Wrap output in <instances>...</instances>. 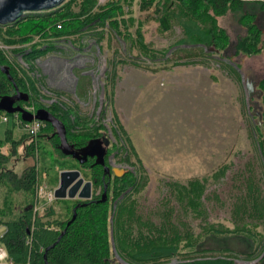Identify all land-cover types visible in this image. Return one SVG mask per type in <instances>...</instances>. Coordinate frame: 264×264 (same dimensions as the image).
Listing matches in <instances>:
<instances>
[{
  "label": "rangeland",
  "instance_id": "obj_1",
  "mask_svg": "<svg viewBox=\"0 0 264 264\" xmlns=\"http://www.w3.org/2000/svg\"><path fill=\"white\" fill-rule=\"evenodd\" d=\"M96 1L103 6L109 0ZM139 1L121 4L123 17L133 21L120 25L119 35L107 25L94 24L60 40L35 38L33 42L49 49L29 60L22 55L31 43L8 46L0 41V50L24 80L33 84L36 92L29 89L28 93L35 103L70 112L73 135L92 133L96 126L109 135V165L125 168L136 177V190L126 194L142 221L160 226L168 220L181 236L187 231L193 239L202 238L200 248L228 249L234 258L238 255L235 264H252L246 254L253 250L258 258L264 250V238L258 244L264 237V203L260 201L264 199V158L257 147L263 138L254 128L260 119L251 115L241 67L248 75L264 78V42L260 53L239 58L240 64L235 66L228 56L221 58L200 46L179 44L184 37L177 20L171 18L168 27L162 28L156 17L163 10L156 15L153 8L141 11ZM235 18L230 11L217 18L232 43L244 35ZM136 28L150 52L144 53L135 41ZM181 62L193 63L175 65ZM22 107L34 109L35 104ZM2 114L7 116L6 122L0 120L2 144L7 130L11 140L27 136L18 114ZM35 143L32 156H19L24 152L22 144L14 156L9 155L10 144L0 147V154L7 157L5 167L20 175L34 165L37 185L46 191L58 185L61 170L82 168L73 158L56 154L45 138L37 137ZM81 175L85 177V172ZM194 179L203 186L197 210L185 204L186 199L179 201L176 193ZM249 183L258 191L254 211ZM6 199L14 212L23 203L21 193H10L2 184L0 208ZM72 203L73 199H54L50 204L53 219H64V208ZM209 228H243L256 236L251 238L253 243L237 233L204 238ZM3 232L0 227V235ZM228 250L206 255L228 256Z\"/></svg>",
  "mask_w": 264,
  "mask_h": 264
},
{
  "label": "trees",
  "instance_id": "obj_2",
  "mask_svg": "<svg viewBox=\"0 0 264 264\" xmlns=\"http://www.w3.org/2000/svg\"><path fill=\"white\" fill-rule=\"evenodd\" d=\"M129 4L130 0H109L103 6H97L96 0H64L59 6L43 10L41 12H27L13 23L0 26V41L5 45L30 44V49L22 56L24 60H29L40 53L48 50L43 44L33 42L35 38L42 41L60 40L66 36L76 34L84 28L96 25H107L118 34L119 26H125L128 20L132 23V18H124L122 3ZM174 3H177L176 5ZM175 5V7H174ZM76 7V11L73 8ZM174 7V8H173ZM153 8V15L163 10V15L156 17L159 25L168 27L170 19H176L183 29V39L179 44L184 46H200L205 50L215 53L222 52L229 43V36L225 30L217 23V18L225 15L228 11L236 15V22L244 29V35L237 38L235 54L252 56L261 52L263 46V33L254 23L257 10H264V0H140L139 9L147 11ZM155 17V16H154ZM4 27V30L2 28ZM138 29V28H136ZM136 39L144 53L150 52L143 42L140 30H135ZM33 42V43H32ZM15 52H19L15 49ZM14 51V50H13ZM193 62L175 63V65H188ZM8 67L9 75L0 71V97L12 95L14 85L28 95L25 102H18L22 105L35 104L34 110L41 108L35 103L36 99L28 93L29 89L36 92L30 80H24L19 70L10 63L5 54L0 50V67ZM238 66V65H237ZM262 95L260 98V125L257 123L254 128L258 130L259 136L263 138L257 143L258 153L264 155V81L261 83ZM47 110L58 118L65 127V137L74 148H81L94 138L104 136L100 126H96L94 132L83 135L72 134L73 121L68 117L70 112H60L59 107L51 105ZM23 123V121H20ZM44 123V122H43ZM38 134L34 137L26 136L20 140H11V133L6 131L4 144L11 145L9 155H18V145L22 144L26 156L34 155L36 138L43 137L51 145L56 154L63 155L59 149V139L54 133L50 124L44 123ZM28 138V142L26 139ZM0 141V147H2ZM110 145V142H109ZM109 145L106 157L111 153ZM9 156V157H11ZM9 160V159H8ZM7 157L0 154V186L6 185L10 193H21L23 203H19L18 211L14 212L11 201L6 199L4 207L0 208V227L4 232L0 235V243L5 247L8 256L14 261H23L28 256L31 257L32 264H108L112 256L111 241L115 244V250L121 259L133 258L141 261V264H169L171 259L189 260L176 264H233L232 254L222 255L219 259H204L206 249L200 248L202 238L199 240L191 238L185 231L181 236L173 224H168V220L160 226H155L148 220L142 221L140 217H124L135 213L134 202L129 200L125 194L118 197L126 190H136V177L130 172H126L121 177L113 178L111 193L104 201L96 197L95 201L87 205H80L75 210V218L67 222L72 217V209L80 204L73 200L72 205L65 206V218L53 219L54 209L49 207L45 213V218L33 215V204L37 186V170L34 165L23 169L21 174H17L8 167H5ZM91 160L82 165L86 168L85 180L91 181L94 185V192L102 186V175H105L100 165H90ZM88 175H87V174ZM107 177L104 178L106 183ZM188 187H179L176 190L179 201L186 199V203L193 210L199 207L198 199L202 192V184L199 180H192ZM175 188V187H174ZM130 191V192H131ZM251 207L255 210L257 188L249 183L247 186ZM190 194V196H189ZM119 200L115 202L116 200ZM9 201V202H8ZM264 203V199L260 200ZM115 203V205H113ZM15 203L12 202V205ZM11 207V211L10 208ZM131 223H137L132 226ZM166 223L168 225H166ZM138 228L139 236L133 237L125 233L126 229ZM62 233V235H60ZM244 235L253 238L256 234L247 229L234 228L232 230H222L209 228L204 234L212 237H226L233 234ZM206 235V236H205ZM112 236V239L111 237ZM31 238V243L26 241ZM263 238L260 237L259 240ZM46 250V251H45ZM224 251V250H222ZM195 253H200L194 255ZM202 254H205L202 255ZM221 256V255H220ZM248 260L253 259L251 253L245 256ZM236 258V254H235ZM258 264H264V255Z\"/></svg>",
  "mask_w": 264,
  "mask_h": 264
},
{
  "label": "water",
  "instance_id": "obj_3",
  "mask_svg": "<svg viewBox=\"0 0 264 264\" xmlns=\"http://www.w3.org/2000/svg\"><path fill=\"white\" fill-rule=\"evenodd\" d=\"M64 0H0V25L10 24L23 17L27 12H37L42 10H49L59 6ZM235 43L231 41L227 47L222 51L221 58H226L227 50H233ZM0 71L7 75L9 80L8 67L1 66ZM253 86L247 85V99L251 102ZM28 99V95L22 91H19L18 87L14 85V93L12 95H4L0 97V112L7 114H18L21 121L30 122L32 120H39L44 123H48L55 130V134L59 139V149L65 156H69L77 161L79 164H83L88 158H95L94 164L103 167V173H112L115 177H121L127 172L125 168H119L113 165H105L104 156L107 151L110 139L106 134L99 138L89 140L86 145L81 148H74L69 144L65 137V127L63 123L51 114L45 108H38L34 112L27 111L17 102H25ZM17 103V104H16ZM251 115H256L260 119V114H254L251 111ZM54 199H79L88 200L91 197V182L85 180L81 175L79 169H66L61 170L58 175V185L53 189ZM106 199V186L102 193L101 201ZM85 205V204H83ZM115 205V203L113 204ZM77 204L72 209V217L67 222V225L75 218V210L79 207ZM82 206V205H81ZM61 232L60 235H62ZM46 251V250H45Z\"/></svg>",
  "mask_w": 264,
  "mask_h": 264
},
{
  "label": "flooded vegetation",
  "instance_id": "obj_4",
  "mask_svg": "<svg viewBox=\"0 0 264 264\" xmlns=\"http://www.w3.org/2000/svg\"><path fill=\"white\" fill-rule=\"evenodd\" d=\"M263 13H264V10H257V12H256V15H255V20H254V23H255V25L257 26V28L264 34V16H263ZM241 27V26H240ZM243 29V28H242ZM225 32L227 33V31L225 30ZM227 35L229 36V34L227 33ZM242 36V35H241ZM240 37V36H239ZM231 40H230V37H229V42H230ZM235 45H234V47H233V50H232V52H230L231 50L229 49V50H227V52H226V57H227V59L229 60V59H233L234 61H235V66H237V65H239L240 64V62H239V58H244V57H246L245 55H237V54H235V46H236V44H237V39L235 40ZM221 53L222 52H217V51H215V54H217V55H220V57H222L221 56ZM241 69H243L244 70V73L246 74V76H245V78H244V80H243V88H244V91H245V96L247 97V91H246V87H247V85H252L253 86V88H254V90L252 91V96H251V102H249L250 104H251V110L254 112V114H260V110H261V106H260V98H261V95H262V91H261V89H260V86H261V83H262V81L264 80V78H261V77H257L256 75L254 76V75H248V73H246V70H245V68H243V67H241ZM21 102V101H20ZM18 103V102H17ZM16 103V104H17ZM22 106H25V105H22ZM54 132H55V130H54ZM105 156H106V154H105ZM105 156H104V161H105V165H108L109 164V162H108V159H107V157L105 158ZM260 156L262 157V158H264V155H262V153H260ZM89 160H91V164L90 165H93L94 164V161H95V158H88L83 164H79L81 167H82V165H84L85 163H87ZM264 160V159H263ZM81 172H86V170L85 171H83L84 169H86V168H84V167H82V168H78ZM102 170H103V167H102ZM105 177H107V181H106V183L104 182V178ZM113 178H114V175L112 174V173H105V175H102V186L101 187H98L97 189H96V191L94 192V185H93V183L91 182V197L88 199V200H79V199H73V200H77V201H79L80 202V205H83V204H88V203H90V202H93V201H95L94 199H96V197H99V199L100 198H102V193H103V191H104V186H106V197L111 193V186H112V182H113ZM85 179V178H84ZM128 191L129 190H126L123 194H121L119 197H118V199H120V198H122L126 193H128ZM85 206V205H84ZM124 217H127V216H129V217H133V218H137V217H139L137 214H132V215H123ZM141 219V218H140ZM131 225L134 227V226H136L137 225V223H131ZM130 228V229H126L125 230V233L128 235V236H130L131 237V239L133 240V237H135V236H139V232H140V230L136 227V228ZM239 236H242L243 238H245L246 240V242L248 241L249 243H251L252 242V240H251V238H247L246 236H244V235H239ZM111 237V239H112V236H110ZM210 237H212V236H210ZM213 239H215L216 237H212ZM217 238H220V237H217ZM216 238V239H217ZM222 238V237H221ZM264 238V237H263ZM263 238H261L260 240H258V244L260 245L261 244V242H262V239ZM253 243V242H252ZM111 250H112V256L109 258V260H108V264H141V261H139V260H134L133 258H128V259H125V256H124V259H121L119 256H118V254H117V252H116V250H115V244L113 243V240L111 241ZM207 250V252H206V254L208 253V252H221L222 250H228V249H206ZM229 251V250H228ZM231 254H234V253H232L231 251H229ZM248 253H251V256H254L253 255V250H251L250 252H248ZM264 255V250H263V252L262 253H260V255L258 256V258H256L255 256L254 257H252V258H256L255 259V261H254V259H250V260H252L253 261V263L252 264H258V262H259V260L262 258V256ZM219 258H222V256H220V255H215V256H205L204 257V259H210V260H215V259H219ZM236 258H238V255H236ZM236 258H227V259H232L233 260V264H235V262H234V260L236 261L237 259ZM248 260V259H247ZM189 260H177L176 258H173V259H171V261L169 262V264H176V263H184V262H188ZM244 262H247V261H244ZM251 264V263H250Z\"/></svg>",
  "mask_w": 264,
  "mask_h": 264
},
{
  "label": "built area",
  "instance_id": "obj_5",
  "mask_svg": "<svg viewBox=\"0 0 264 264\" xmlns=\"http://www.w3.org/2000/svg\"><path fill=\"white\" fill-rule=\"evenodd\" d=\"M24 108L29 112H34V109L32 107L30 108L24 107ZM15 117L17 118V116ZM0 120L2 122H6L7 116L5 114L0 115ZM42 126H43V122L35 119L30 122L22 123V128L24 129L26 134L31 137L36 136L40 131V129L42 128ZM53 200H54L53 190L46 191L42 186L37 185L35 191L33 209H32L33 215L37 217L43 216ZM26 243L30 244L31 238H28ZM0 264H32V260L31 257L28 256L23 261H14L8 256L5 247L0 243Z\"/></svg>",
  "mask_w": 264,
  "mask_h": 264
},
{
  "label": "crops",
  "instance_id": "obj_6",
  "mask_svg": "<svg viewBox=\"0 0 264 264\" xmlns=\"http://www.w3.org/2000/svg\"><path fill=\"white\" fill-rule=\"evenodd\" d=\"M7 144H9V143H7ZM6 144H4L2 147H4ZM1 149V148H0ZM1 152V151H0ZM4 154V153H3ZM6 154V153H5Z\"/></svg>",
  "mask_w": 264,
  "mask_h": 264
}]
</instances>
